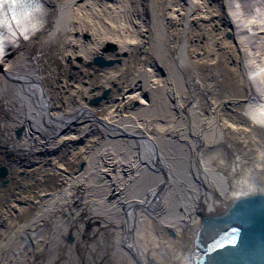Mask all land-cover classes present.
Returning <instances> with one entry per match:
<instances>
[{"label":"bare ground","instance_id":"6f19581e","mask_svg":"<svg viewBox=\"0 0 264 264\" xmlns=\"http://www.w3.org/2000/svg\"><path fill=\"white\" fill-rule=\"evenodd\" d=\"M109 42L119 50L104 52ZM100 54L122 62L88 64ZM110 87L109 102L88 101ZM137 100L142 110H130ZM87 110L149 131L154 148L148 162L135 152L113 160L107 149L119 167L115 183L96 188L85 178L87 194L99 189L87 206L99 212L89 215L101 230L99 252H53L60 238L38 233L35 251L51 246L45 264H192L205 213L264 193V0H49L29 39L0 60V165L10 163L16 177L21 159L49 152L38 128L51 130V114L76 113L81 123ZM27 223L17 243L11 223L0 228V264L32 263L21 236Z\"/></svg>","mask_w":264,"mask_h":264},{"label":"flooded vegetation","instance_id":"af4514ba","mask_svg":"<svg viewBox=\"0 0 264 264\" xmlns=\"http://www.w3.org/2000/svg\"><path fill=\"white\" fill-rule=\"evenodd\" d=\"M118 86L121 85L117 84L113 87L123 94L122 89ZM113 87L109 88L110 94L103 97L98 103L99 106L114 97ZM125 97V95H121L123 100ZM90 100L91 98H88V101L92 103ZM117 107L119 108L118 103ZM127 107L134 111L142 110L141 102L138 100ZM154 111L160 110L156 107ZM74 114L66 113L61 116L51 114V130L38 128L44 137L51 139V145H48L49 152L36 159L29 157L21 159L16 177L11 173L10 163H3L9 169V174L6 177V184H2L0 181V185L5 189L0 200V228L10 231L12 224L13 230L8 236H11L17 243L20 226L23 222H30L31 224L27 223L24 227L22 234L19 232L23 238L27 239L26 252L38 249L31 231L33 222H37V225L34 226H38L35 228L38 235L51 236L52 239H55L56 236L60 238L54 240L53 252H99L102 242H97L98 238H96L97 232L95 231L98 229V225L94 222V217L91 219L89 217L92 214L96 216L99 212L91 213L94 210L88 209V205L93 199L88 198V195H92L95 191L99 193V189L87 194L85 178H94L96 188L101 186L105 179L107 182H112V185L115 183L113 172L117 173L119 167L116 165L117 163L106 161L105 151L107 149H110L109 158L113 160L119 155L128 156L131 152H135L143 162H148L145 152L154 148V138L149 131L126 129L117 123L109 122L90 110L83 111L80 115L84 117V120L77 123ZM34 129L37 130L35 127ZM118 142H122L121 144L124 145L119 147ZM38 150L41 151V149ZM61 164H65V166L62 167ZM107 164L109 167H104ZM102 165L103 167H101ZM126 173H128L127 169ZM81 175L83 178L70 180ZM117 193L118 191L116 192L114 189L109 196L116 199ZM75 220L81 221L83 231L78 228L81 225ZM4 230L5 234L7 231ZM97 231L100 233L101 230ZM91 234L95 235L94 246L91 245V241L86 239ZM70 235L74 236L76 241H70ZM21 248L23 249V247ZM44 250L46 249H42V251ZM10 251L19 252L15 246ZM45 252H50V249ZM37 261L39 263L42 261L41 264H45L47 255Z\"/></svg>","mask_w":264,"mask_h":264},{"label":"water","instance_id":"95a60500","mask_svg":"<svg viewBox=\"0 0 264 264\" xmlns=\"http://www.w3.org/2000/svg\"><path fill=\"white\" fill-rule=\"evenodd\" d=\"M88 36L86 34V37ZM118 50V45L112 42L104 48L105 52ZM78 58L81 60V57ZM121 62V58H107L102 54L94 59V63L101 67ZM118 88L121 89V86ZM109 94L110 89L106 88L101 95L91 98L90 101L98 104ZM23 129V126L17 129L19 139L23 136ZM8 174L7 166L1 164L2 184H6ZM170 232L175 235L173 230ZM224 236L227 239H224ZM69 240L75 241L74 236L70 235ZM195 240V247L192 250L195 256L192 258V264H264V193L234 198L221 212L205 213L203 222L197 229ZM47 253L35 252L34 255L40 260Z\"/></svg>","mask_w":264,"mask_h":264},{"label":"snow or ice","instance_id":"6c2138e0","mask_svg":"<svg viewBox=\"0 0 264 264\" xmlns=\"http://www.w3.org/2000/svg\"><path fill=\"white\" fill-rule=\"evenodd\" d=\"M39 10L38 0H0V29L7 30V35L0 32V57L4 55L7 41H14L17 35L29 39L30 33L36 30L34 13Z\"/></svg>","mask_w":264,"mask_h":264},{"label":"rangeland","instance_id":"374dc122","mask_svg":"<svg viewBox=\"0 0 264 264\" xmlns=\"http://www.w3.org/2000/svg\"><path fill=\"white\" fill-rule=\"evenodd\" d=\"M88 64H90V62Z\"/></svg>","mask_w":264,"mask_h":264}]
</instances>
